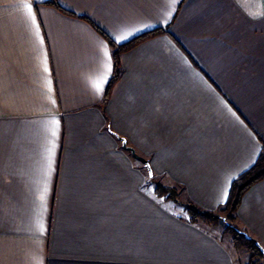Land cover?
Returning <instances> with one entry per match:
<instances>
[{"label":"crops","instance_id":"crops-1","mask_svg":"<svg viewBox=\"0 0 264 264\" xmlns=\"http://www.w3.org/2000/svg\"><path fill=\"white\" fill-rule=\"evenodd\" d=\"M49 1L0 0V264H236L150 188L216 211L257 161L264 0H57L119 44L166 29L122 55L107 101L108 40ZM236 222L264 247V179Z\"/></svg>","mask_w":264,"mask_h":264},{"label":"trees","instance_id":"trees-1","mask_svg":"<svg viewBox=\"0 0 264 264\" xmlns=\"http://www.w3.org/2000/svg\"><path fill=\"white\" fill-rule=\"evenodd\" d=\"M47 4L53 5L60 11L67 13L71 16H77L79 18L89 20L88 17L79 16L74 12L65 9L58 3L57 0H50L49 2H47ZM90 22L108 40L109 45L113 51L114 71L104 97V100L107 101L110 97L113 87L119 81L123 73V68L121 64L122 55L125 52L134 48L143 40L163 33L166 31V29L157 28L142 35H139L138 37H135L134 39L126 43L119 44L113 39H111L102 29H100L92 21ZM262 179H264V147L255 164L247 171L239 175L232 182L228 200L216 211L205 210L190 200L182 202L180 200L182 188L177 185L171 187L168 185L157 183L155 185L154 192L159 198H162L166 201H174L180 203L187 214L188 220L193 224L203 223L207 225L217 226L223 220L227 221L228 226L230 227L229 235L236 248L243 249L249 255L250 264H262V261L264 260V253L261 251L262 245L260 244V242L250 236L248 232H246L242 228H239L236 225H232L231 223V221L233 222L237 219V211L241 205L245 193L255 183L259 182Z\"/></svg>","mask_w":264,"mask_h":264},{"label":"rangeland","instance_id":"rangeland-1","mask_svg":"<svg viewBox=\"0 0 264 264\" xmlns=\"http://www.w3.org/2000/svg\"><path fill=\"white\" fill-rule=\"evenodd\" d=\"M153 183L156 185L158 182L155 181V179L153 180ZM152 185L151 189V193L153 194V196H156L157 199H159V197L155 194L154 192V187L155 185ZM168 186L174 187L175 185H173L171 182L166 183ZM165 184V185H166ZM162 200V198H161ZM164 200V199H163ZM180 200L186 201V198L184 196V192L183 190L181 191V195H180ZM177 207V209L179 211L182 210L181 204H177L175 205ZM187 217V216H186ZM188 218V217H187ZM232 225H236L239 227V225L237 224L236 221H231ZM203 224V223H201ZM207 225V224H206ZM208 227L211 228V231L220 239H222L224 241V243L228 246L227 248L230 249V251L233 254V257L235 258V262L236 264H250V260H249V255L243 250V249H237L236 246L234 245V243L232 242V239L229 235V229L230 227L228 226V222L223 220L219 225L214 226V225H208ZM240 228V227H239ZM264 263V260L262 261V264Z\"/></svg>","mask_w":264,"mask_h":264},{"label":"water","instance_id":"water-1","mask_svg":"<svg viewBox=\"0 0 264 264\" xmlns=\"http://www.w3.org/2000/svg\"><path fill=\"white\" fill-rule=\"evenodd\" d=\"M123 146L126 147L127 149H129L132 152V154H133V156L135 158H137L138 160H140L141 162H143L147 166V168L149 170V173L152 176L153 175V171L151 169V166L149 164V161L147 159H145L144 157L138 155L133 148L128 147L125 139H123ZM261 251L264 253V247L263 246L261 247Z\"/></svg>","mask_w":264,"mask_h":264}]
</instances>
